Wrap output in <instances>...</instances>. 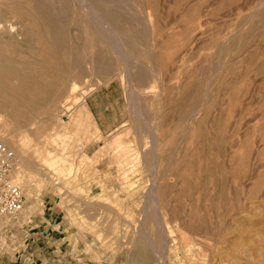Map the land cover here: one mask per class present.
<instances>
[{"label": "rangeland", "instance_id": "1", "mask_svg": "<svg viewBox=\"0 0 264 264\" xmlns=\"http://www.w3.org/2000/svg\"><path fill=\"white\" fill-rule=\"evenodd\" d=\"M112 1L121 3L107 0L101 5V0H95L93 5L115 7L112 16L120 24L116 27L129 36H123L122 43L129 50L126 62L141 94V112L119 76L126 62L114 57L109 39L97 35L76 0H52L50 10L22 21L30 34H17L9 44L13 58L7 66L9 77L35 86L42 101L40 107L20 108L27 120L18 127L25 137H33L22 141L27 146L34 144L29 149L40 142L35 138L38 125L31 128L38 118L40 125L47 121L45 134L56 133L60 138L52 146L57 151L53 153L56 162L48 172L54 181L46 180L30 209L24 207L19 218L4 227L0 264H157L162 261L164 238L158 221L151 217L155 214L164 222L175 264H201L202 250L220 252L231 264H245L244 252L251 247L257 252L256 261L264 264V234H260L264 233V0H125L127 6L122 0ZM37 2L47 6L44 0H0V19L12 23L21 19L16 13L26 17ZM59 13L64 16L61 22ZM39 27L46 36L47 28L56 29L49 36L56 40L52 51L59 58L72 44L79 51L99 53L103 68L97 62L93 65L108 78L99 86L90 79L89 94L100 90L101 103L115 106L113 116L118 117L107 121L118 120L119 125L108 134L99 130L96 136L89 135L91 123L81 113L84 105L88 108L89 94L82 101L83 92H78L74 95L78 101L68 103L70 79L61 70L70 72L71 65L60 66L57 58L49 67L41 64V57L37 59L43 53L40 46L52 41L45 34L41 41L29 40ZM87 62H80L84 73H88ZM51 109H56L53 116ZM73 119L77 124L62 129ZM145 120L156 127L151 130L159 140L157 162L152 160L153 135ZM154 171L160 212L150 207ZM141 227L143 238L159 243L157 256L135 230Z\"/></svg>", "mask_w": 264, "mask_h": 264}, {"label": "bare ground", "instance_id": "2", "mask_svg": "<svg viewBox=\"0 0 264 264\" xmlns=\"http://www.w3.org/2000/svg\"><path fill=\"white\" fill-rule=\"evenodd\" d=\"M46 3H47V6L46 5H42V6H39V2H37L38 5L36 6H33L30 11L27 13L26 17H23L20 13H16L17 16L15 17H20L21 19H15L14 22L12 23H9V21H6L7 19H0V142L4 143L6 146H8L12 151L13 153H15V162L13 164V167L11 169V174H10V177H11V180L14 182V184L22 191V193H25L24 195L27 197L25 203L23 202V206L25 205V208L26 209H30V203L31 201L35 200L36 196L39 194H37V191L40 192V190H42V186L44 185L45 181L46 180H52V177L50 175H48V172L49 169H53V166H54V162H56L55 160H53L54 158V144L58 141V138H60V136H56L57 134L55 133V135H48L47 133L45 134L46 130H45V125L47 124V121H45L42 125H40L39 123H42L40 122L41 119H36L35 123L32 124L33 127L31 128H34L36 127L35 125H38L37 128H35V134H36V137L37 139L40 140V142L38 144H40L41 146H39L38 144L34 147V149H29V147H32V146H27L25 145V143L27 142L26 139L28 138H33L31 136H28V137H25V135H23L22 131H21V128H19L18 126L19 125H23L25 124L26 122V115L21 111L20 108H24V107H28V106H33V107H40L42 105V101L39 100V98H37V90H36V87H29L27 84H24V83H21L18 81V79H14V81L11 79V77H9V69H8V65L11 64L13 62V58L10 54H12L11 52V49L9 48V44L13 43L14 40H16V35L17 34H20L22 33L23 34H30L29 31L26 30V27L22 25V21H24V19H28V20H32V17H35L39 11L45 9V11H48L50 10V8L53 6V3H52V0H44ZM95 1V0H94ZM94 1H91V0H76V5L79 7V9L86 13L85 15H88V18L94 23V27L98 30V36H100V38L102 37L103 39L106 37L109 39V42H108V39H107V42H108V45L110 47H112L113 49V52H114V57L115 58H118L120 60H123V61H127L128 60V52L129 50L126 51V46L124 47L123 43H122V37L124 36V34L121 32H119V29H117L116 27V24H119L117 23L118 21L116 20V17L115 16H112V14L114 13V9H116L115 7H112V6H102V8H99L97 6H94L93 5V2ZM97 2H100V0H96ZM107 1V0H106ZM105 0L103 2H105V4H107ZM111 1V2H109ZM124 3L126 2L125 0H122ZM23 2V1H22ZM30 2V1H29ZM41 2V1H40ZM102 0H101V5L103 4ZM109 3H114L115 1H112V0H108ZM117 2V1H116ZM115 2V3H116ZM121 3V1H118ZM117 2V4H118ZM134 2V1H133ZM12 3V2H11ZM119 3V4H120ZM130 3V2H129ZM128 3V4H129ZM15 4V3H14ZM17 4V3H16ZM15 4V5H16ZM104 4V5H105ZM62 5V4H61ZM131 5V4H129ZM18 6V4H17ZM118 6V5H116ZM124 6H127V4L125 3ZM122 9H123V6H121ZM42 8V9H41ZM118 8V7H117ZM129 9V8H128ZM136 9V8H135ZM2 10V9H1ZM62 10V9H61ZM118 11V10H117ZM121 11V10H120ZM124 9L121 11L123 12ZM125 11L126 10V7H125ZM129 11V10H128ZM127 11V12H128ZM149 11V10H148ZM138 12V11H137ZM150 12V11H149ZM139 13V12H138ZM130 14V12H129ZM140 14V13H139ZM39 15V14H38ZM126 15V14H125ZM151 15V14H150ZM149 13H148V17L150 16ZM14 16V15H13ZM12 16V17H13ZM128 16V15H127ZM124 17V16H123ZM134 17V16H133ZM125 18V17H124ZM130 18V17H129ZM64 19V16L62 15V13H59L58 15V21L61 22L62 20ZM152 19V18H151ZM48 20V19H47ZM73 20V19H72ZM81 20V19H80ZM85 21V20H84ZM133 21V20H131ZM148 21V20H147ZM69 22V21H68ZM50 23V22H49ZM65 23V22H64ZM52 24V22H51ZM22 25V26H21ZM40 25V24H39ZM49 26V24H46ZM120 25V24H119ZM41 26V25H40ZM88 26V25H87ZM145 26V25H144ZM23 27V28H22ZM61 27V26H60ZM148 27V26H147ZM28 28V27H27ZM42 27H39L37 28V32H34L31 36V38L29 40H37V41H41L42 40V36L44 37V34L46 36V32L42 31L41 29ZM152 28V27H151ZM150 28V30H151ZM125 29V28H124ZM132 29V28H130ZM144 29V28H143ZM48 34L46 36V40H49L51 42H49L47 45H41L40 46V49H42L41 51H43L42 54L40 55H36L37 56V59L38 57H41L39 59H41V64H44L45 66H51V64L54 63V61H56V59L58 58V60L60 61L59 65L60 66H67L69 67V65H71L69 67V70L70 72H67V70H65V68H62L61 72L62 73H65L67 74L65 77H68V80L70 79V82H69V88L67 87V92L70 93V95L72 96V98L70 99L69 97V102L70 101H73L72 103H76L78 100L74 97L75 94H77L78 92H83L82 93V101L84 100V98L89 94L90 92V89H92V86L89 85V80L91 79L90 82H96L97 85H101L102 83H104V80H106L108 78V76H101L99 74V67H102L103 66L100 64V60H98L97 58L100 57L99 53H94L93 51H88V50H84V51H79V46L78 45H74L72 44L70 47L65 48L66 49V53H64V55H62V57H58V53L55 52V51H52L56 46H54L53 48V42L55 44L56 40L54 41V38L52 37L55 33H57L56 29H50V28H47L46 29ZM55 32H54V31ZM86 30V29H85ZM147 30V28H146ZM149 29L147 31H150ZM153 30V29H152ZM76 31V30H74ZM93 31V29H92ZM126 31V29H125ZM64 32V31H63ZM71 32V30H70ZM80 32V30H79ZM75 32H73L74 34ZM78 33V32H77ZM130 33V32H128ZM150 33V32H149ZM52 35V36H49V35ZM66 34V33H65ZM76 34V33H75ZM79 34V33H78ZM151 34V33H150ZM130 35V34H128ZM132 35V34H131ZM67 38V36H65ZM88 37V36H87ZM127 38L129 36H124V38ZM150 37V36H149ZM153 37V36H152ZM4 38H8V41H5L7 39L4 40ZM20 38V37H19ZM26 38V37H24ZM72 37H70V42L72 43L73 40L71 39ZM90 38V37H89ZM98 38V37H97ZM131 38V37H130ZM101 39V40H103ZM129 39V38H128ZM28 40V39H26ZM87 40V39H86ZM105 40V39H104ZM103 40V41H104ZM132 40V39H131ZM60 43H61V39H59ZM134 41V40H133ZM47 42V41H46ZM22 43V42H20ZM36 43V41H35ZM31 44V43H29ZM86 44V43H85ZM99 43H96L95 46H97ZM104 44V42H103ZM106 44V42H105ZM61 45V44H60ZM89 45V43H88ZM87 45V46H88ZM14 46V45H13ZM19 46V45H18ZM16 46L17 48H21V47H18ZM135 46V45H134ZM23 47V46H22ZM29 47V46H28ZM27 47V48H28ZM48 47V48H47ZM78 47V48H77ZM85 47V46H84ZM33 48V46H32ZM136 48V47H135ZM15 49V47L13 48ZM23 49V48H22ZM61 49V48H60ZM16 50V49H15ZM21 50V49H20ZM26 50V49H25ZM29 50V49H28ZM27 50V51H28ZM38 50V49H37ZM14 52V51H13ZM31 52V51H30ZM39 52V51H38ZM150 52V50H149ZM37 53V52H36ZM17 55V53H15ZM130 55V54H129ZM26 56V55H25ZM32 56V55H31ZM112 57V58H114ZM130 57H133V56H130ZM28 58V57H27ZM87 58L90 59V62L88 63L87 62ZM154 58V57H153ZM35 59V58H34ZM105 59V58H104ZM29 60V59H28ZM97 60V61H95ZM106 60V59H105ZM112 60V59H111ZM154 60V59H153ZM38 62V61H36ZM80 62H87L86 65H87V70H88V73H84L83 70H80ZM94 62H97L99 67L98 69L94 67ZM120 62V61H119ZM139 62V61H138ZM20 63V62H19ZM128 62H126V65L127 67L124 69L123 72H121L122 74H120V79L121 81L127 83L128 85V88L130 89L131 91V97L133 98L132 100H134L135 102V105L137 107V110L140 111V101H142L140 99L141 97V94L139 95L138 94V90L137 88L135 87L133 81H132V67L127 64ZM36 64V63H35ZM34 64V66H35ZM118 64V63H117ZM136 64V63H135ZM26 65V64H25ZM32 65V64H31ZM37 65V64H36ZM140 65V64H139ZM29 66V65H28ZM27 66V67H28ZM85 66V65H84ZM97 66V65H95ZM113 66V65H112ZM26 66H24L25 68ZM52 67V66H51ZM23 68V66H22ZM23 68V69H24ZM78 68V69H77ZM123 68V66H122ZM142 68V67H141ZM157 68V67H156ZM25 69H28V68H25ZM31 69V68H30ZM49 69V68H48ZM58 70V68H56ZM54 69V70H56ZM77 69V70H76ZM135 69V68H133ZM137 69V68H136ZM20 70V69H19ZM156 70V69H155ZM155 70L153 72H155ZM24 71H30V70H24ZM44 71H46V69H44ZM59 71V70H58ZM58 71H55L56 73ZM106 72V71H104ZM108 72V70H107ZM54 73V72H53ZM52 73V74H53ZM60 73V72H59ZM62 73H60L59 75H62ZM119 73V72H117ZM86 74V75H85ZM58 75V76H59ZM64 75H62L63 77ZM157 76V75H156ZM61 77V76H60ZM64 78V77H63ZM111 78V77H110ZM137 79V78H136ZM64 80V79H63ZM86 80L88 81V83L86 82ZM56 82V80H54ZM107 81V80H106ZM105 81V82H106ZM16 82V83H15ZM50 83V82H49ZM61 83V82H60ZM86 84V85H85ZM89 85V86H88ZM85 86V87H83ZM141 90V89H140ZM57 92V91H56ZM63 92V91H61ZM67 94V93H66ZM54 96V95H53ZM65 96V95H64ZM47 97V96H46ZM62 97V96H61ZM68 97V96H67ZM156 97V96H155ZM154 97V98H155ZM44 99V98H43ZM48 99V98H47ZM46 100V99H45ZM53 101V100H52ZM62 101V100H61ZM149 101V100H148ZM60 102V101H59ZM81 102V101H80ZM157 102V101H156ZM67 103V104H68ZM84 103V102H83ZM142 103V102H141ZM160 103V102H159ZM61 104V103H59ZM78 105V104H76ZM50 106V104H49ZM56 106V105H55ZM65 105H62V107H64ZM81 106V105H80ZM87 106V105H86ZM47 107V106H46ZM61 107V106H60ZM66 107V106H65ZM78 107V106H77ZM45 108V107H44ZM49 108V107H48ZM56 108V107H55ZM82 108V107H81ZM144 109H146V107H143ZM52 112H51V115L53 116L54 113H56V109H51ZM62 109H60V112H61ZM64 110V109H63ZM142 110V109H141ZM147 110V109H146ZM47 111V110H46ZM50 111V110H49ZM59 111V110H58ZM135 111V110H134ZM48 112V111H47ZM138 112V111H137ZM141 112V111H140ZM144 112V111H143ZM58 113V112H57ZM81 113L85 114L86 115V118L87 120L91 123V128H90V133L89 135H95L96 133L99 132V129L97 127V124L95 123V121L93 120V117H91V114H90V111H88V108L83 107ZM63 114V113H62ZM139 114V113H138ZM58 115V114H57ZM47 116V114H46ZM69 116V115H68ZM143 116V115H142ZM14 117V118H13ZM56 119V117H53ZM53 121V119H52ZM59 121V120H58ZM77 119H73L71 120L69 123H66V125L63 128H70V126H72V124H77ZM146 121V124L148 126H150L149 122L147 120ZM49 122V121H48ZM54 122V121H53ZM57 122V121H56ZM33 123V122H32ZM144 125L145 128L147 127V125ZM153 124V122H152ZM54 125V124H53ZM52 125V126H53ZM143 126V127H144ZM152 126V125H151ZM149 127V131L154 128L155 126L153 125L152 127ZM145 128L143 130H145ZM156 128V127H155ZM155 128L153 129V131H155ZM147 130V129H146ZM26 131V130H25ZM147 131V132H149ZM66 132V131H64ZM146 132V131H144ZM143 132V133H144ZM50 133V132H49ZM54 134V132H51ZM152 130H151V134H152ZM25 134V133H24ZM62 134V133H61ZM78 134L77 136L79 137H83L82 134L80 133H76ZM155 134V133H154ZM12 135V136H11ZM17 135V136H16ZM20 135V136H19ZM59 135V134H58ZM68 135V134H66ZM72 136L74 134H71ZM153 135V134H152ZM156 135V134H155ZM19 136V137H18ZM69 136V135H68ZM67 136V137H68ZM96 136V135H95ZM144 135H142L143 137ZM151 136V135H150ZM148 135V137H150ZM66 137V138H67ZM71 136L68 137V139L70 138ZM157 137V136H156ZM72 138V137H71ZM70 138V139H71ZM77 138V137H76ZM84 138V137H83ZM151 138V137H150ZM149 138V139H150ZM22 141V140H24ZM27 139V140H28ZM69 139V140H70ZM152 139V138H151ZM142 140V139H141ZM71 141V140H70ZM78 141V139L76 140ZM24 143V145L22 146V143ZM63 143V142H62ZM70 143V142H68ZM82 143V142H81ZM76 144V143H75ZM80 144V143H79ZM145 144V143H144ZM151 144V143H150ZM105 145V144H104ZM153 145L154 147L152 149H150L151 151V156H152V160L153 161H156V158L158 156V151H157V146L159 145V140L155 138V136L153 135ZM53 146V147H52ZM74 146V145H73ZM71 146V148L73 147ZM122 146V145H121ZM119 146V147H121ZM27 147V148H26ZM78 147V146H77ZM53 148V149H52ZM64 148V147H63ZM61 150V148H59ZM67 149V148H66ZM70 149V148H69ZM74 149V148H73ZM64 150V149H63ZM114 151V150H113ZM57 152V151H56ZM55 152V153H56ZM143 152V151H142ZM60 153V152H58ZM56 154V155H59V154ZM101 153V152H100ZM148 154V152H146ZM115 154V153H114ZM146 154V155H147ZM61 155V154H60ZM150 155V153H149ZM113 156V155H112ZM143 156V155H142ZM68 157V156H67ZM60 158V157H59ZM62 159H64V157L62 156L61 157ZM73 158V157H72ZM151 158V157H150ZM138 160V159H137ZM63 161V160H62ZM158 161V160H157ZM156 161V162H157ZM152 162V161H151ZM67 163V162H66ZM72 163V162H71ZM125 163V162H124ZM59 164V163H58ZM62 164V162H61ZM61 164H59V166H61ZM153 164V163H152ZM156 164V163H155ZM69 165V164H68ZM126 165V164H125ZM64 166V165H63ZM152 167H154V165H151ZM156 166V165H155ZM57 168V167H56ZM61 167H59L60 169ZM64 168V167H62ZM155 168V167H154ZM55 169V168H54ZM68 169V167H67ZM62 172H63V169H61ZM72 170V169H71ZM132 171V170H131ZM59 173L60 170L58 171ZM69 172V171H68ZM153 172V170H152ZM45 176V178H42L41 179H38L40 178L41 176ZM127 175V174H126ZM125 175V176H126ZM151 175V174H150ZM154 177H153V182H152V189L149 193V195L152 197L151 198V204L150 207L156 211L158 210L159 212L161 211L162 207L160 205V203L158 202V182H156V174H155V171H154ZM122 177V176H121ZM54 183V182H53ZM161 183V182H160ZM135 186V185H134ZM44 190V189H43ZM42 192V191H41ZM148 192V191H147ZM41 194V193H40ZM39 194V195H40ZM147 198V197H146ZM37 199V198H36ZM149 200V199H148ZM147 205V204H146ZM147 207V206H146ZM149 207V206H148ZM25 208L23 207V209L21 210V212L24 210L25 211ZM149 208V209H151ZM147 209V208H145ZM152 211V210H151ZM29 212V210H28ZM146 212V210H145ZM23 213V212H22ZM158 213V212H157ZM21 214V213H20ZM20 214L18 216H7V215H4L3 217L0 215V244L1 242H3V237H2V231L4 230V227L8 226L9 225V222L11 219H14V218H19ZM147 214V213H146ZM152 214V213H151ZM154 214V213H153ZM156 215V214H155ZM151 216L152 219H155L157 224H158V227L161 229V232H162V236L164 239V241H162L164 243V247L163 249H161L162 251V257L160 258L162 261L157 263V264H175V261L173 260V256H172V253H171V249L169 248L168 246V239L166 238L167 237V231H165V226H164V222H162L161 220H158L157 216ZM148 216V217H150ZM160 216V214H159ZM147 217V218H148ZM161 218V216L159 217ZM139 219H142V218H139ZM144 219H142L143 221ZM154 220V221H155ZM148 221L150 223V220L148 218ZM153 221V222H154ZM153 222H151L153 224ZM147 223V222H146ZM141 226V225H140ZM149 226V225H147ZM151 226V225H150ZM157 226V225H156ZM155 226V227H156ZM154 227V228H155ZM146 229V228H145ZM135 230H139V234H140V239L143 240L145 243H147L149 246H150V249L155 252L154 254L157 256L156 253L159 254L160 252V249H159V246L158 244L156 245L153 241L155 240H150L148 237H144L142 236V227L141 228H136ZM180 230V229H179ZM240 230V229H239ZM253 230V229H252ZM256 230V229H255ZM146 231V230H145ZM257 231V230H256ZM261 231V230H260ZM263 231V230H262ZM137 232V233H138ZM144 232V231H143ZM151 232V231H150ZM160 232V231H159ZM158 232V233H159ZM244 232V231H243ZM145 233V232H144ZM146 233H148L146 231ZM144 234L147 235V234ZM154 232H152V235H153ZM179 233H182V232H179ZM206 233V232H205ZM251 233V232H250ZM264 234L263 232H260V234ZM157 234V232H156ZM183 234V233H182ZM148 235H150L148 233ZM169 236V235H168ZM211 236V234L209 235ZM255 236V234H254ZM155 237V236H154ZM185 237V235H184ZM197 237V236H196ZM201 237V236H200ZM247 237V236H246ZM252 237V236H251ZM262 237V236H261ZM132 238V237H131ZM182 238H183V235H182ZM187 238V237H186ZM226 238V237H225ZM250 238V237H249ZM253 238H256V237H253ZM252 238V239H253ZM133 239V238H132ZM214 239H216L214 237ZM235 240V238H233ZM257 239H258V235H257ZM174 240V239H173ZM189 240V239H188ZM251 240V239H250ZM254 240V239H253ZM263 240H264V237H263ZM262 240V241H263ZM132 241V240H131ZM161 241V240H160ZM201 241V238L200 240H198L197 242L199 243ZM208 241V240H207ZM248 242V240H246ZM256 241V239H255ZM212 243L215 241H211ZM230 243V240L228 241ZM235 242V241H234ZM253 242V241H251ZM258 244L260 243L259 241H257ZM264 242V241H263ZM262 242V244H263ZM163 243H162V246H163ZM197 243V245L199 246V244ZM211 243V244H212ZM233 243V242H232ZM231 243V245L233 246V248L235 247V245H233ZM239 243H240V240H239ZM256 243V242H255ZM161 244V243H160ZM185 244V243H184ZM228 244V243H227ZM249 244V242H248ZM247 244V245H248ZM254 244V242L252 243V245ZM261 244V246H262ZM230 245V244H228ZM226 245V246H228ZM230 245V247H232ZM241 245V244H240ZM250 245V244H249ZM255 245V244H254ZM257 245V244H256ZM260 245V244H259ZM132 246V245H131ZM202 246V245H201ZM221 246V245H219ZM223 246V245H222ZM221 246V247H222ZM245 246V245H244ZM260 246V247H261ZM161 247V246H160ZM219 247V249L221 248ZM225 249L226 247L223 246ZM239 247V246H238ZM237 247V248H238ZM249 247V246H248ZM212 248V247H211ZM223 248V249H224ZM236 248V249H237ZM242 248V246H241ZM263 248H264V245H263ZM222 249V248H221ZM223 249H222V252H223ZM224 249V250H225ZM201 250V249H200ZM235 250V249H234ZM238 251L240 249H237ZM236 250V251H237ZM245 250V248L243 249ZM248 250V249H247ZM264 250V249H263ZM218 251V249H217ZM229 251V250H228ZM229 252H234L235 251H229ZM259 252V251H258ZM262 254H264V252L261 250ZM246 255H247V258H248V261L246 262L245 260V264H261L260 261H256V255L255 252L254 253V249L251 247L248 251L245 250L244 252ZM199 255L202 257L201 258V264H231L228 263L226 260H225V257H224V254L220 253V252H216L215 250H210L209 254L208 252H203L200 251L199 252ZM227 255V254H225ZM241 255V252L240 254ZM238 255V256H239ZM260 255V253L258 254ZM257 255V259L258 256ZM236 256V255H235ZM263 257V256H262ZM159 258V257H158ZM240 259V258H239ZM137 260V259H136ZM231 260H234V259H231ZM236 260V259H235ZM241 260H243V258H241ZM235 262H238V261H235ZM241 262V261H240ZM264 262V261H263ZM232 264H236L233 263ZM239 264V263H238Z\"/></svg>", "mask_w": 264, "mask_h": 264}, {"label": "built area", "instance_id": "3", "mask_svg": "<svg viewBox=\"0 0 264 264\" xmlns=\"http://www.w3.org/2000/svg\"><path fill=\"white\" fill-rule=\"evenodd\" d=\"M15 153L0 142V215L18 216L23 209L25 195L11 180Z\"/></svg>", "mask_w": 264, "mask_h": 264}, {"label": "crops", "instance_id": "4", "mask_svg": "<svg viewBox=\"0 0 264 264\" xmlns=\"http://www.w3.org/2000/svg\"><path fill=\"white\" fill-rule=\"evenodd\" d=\"M102 100L101 92L98 90L90 93L89 96L86 97L85 103L91 115L94 117L100 132L108 134V132L119 125V121L114 120L113 123H108L107 118L116 116H113L115 106L108 103H101ZM117 117L118 116H116V118Z\"/></svg>", "mask_w": 264, "mask_h": 264}]
</instances>
